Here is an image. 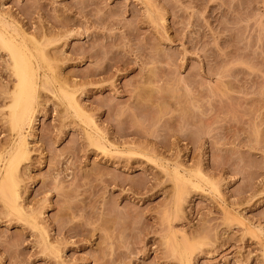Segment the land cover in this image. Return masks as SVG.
I'll list each match as a JSON object with an SVG mask.
<instances>
[{"label": "rangeland", "instance_id": "374dc122", "mask_svg": "<svg viewBox=\"0 0 264 264\" xmlns=\"http://www.w3.org/2000/svg\"><path fill=\"white\" fill-rule=\"evenodd\" d=\"M0 15L53 75L23 130L20 210L0 197V264H264V0H0ZM13 84L0 49V152Z\"/></svg>", "mask_w": 264, "mask_h": 264}, {"label": "bare ground", "instance_id": "6f19581e", "mask_svg": "<svg viewBox=\"0 0 264 264\" xmlns=\"http://www.w3.org/2000/svg\"><path fill=\"white\" fill-rule=\"evenodd\" d=\"M0 49L8 57L10 75L14 78L9 93L7 116L11 141L0 152V197L12 210H20L18 205V168L28 156L24 129L29 127L35 117L39 88H48L53 75L46 60L41 42L32 41L11 21L0 15ZM66 106L76 113L80 108L72 92L59 87ZM177 173H179L177 171ZM185 256L186 251H184Z\"/></svg>", "mask_w": 264, "mask_h": 264}]
</instances>
